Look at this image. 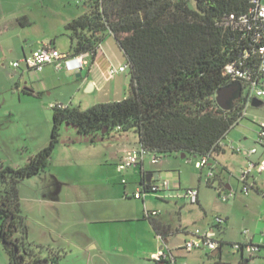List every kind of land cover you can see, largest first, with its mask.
<instances>
[{
  "label": "trees",
  "instance_id": "1",
  "mask_svg": "<svg viewBox=\"0 0 264 264\" xmlns=\"http://www.w3.org/2000/svg\"><path fill=\"white\" fill-rule=\"evenodd\" d=\"M83 2L84 12L64 27L70 41V54L66 56L87 54L93 59L101 43L111 35L128 64L126 97L86 110L52 106L48 145L30 156L23 167H0V242L8 264H58L62 258V251L28 240L18 194L22 181L48 167L62 125L73 127L81 135L133 131L138 136L137 149L158 159L183 154L209 160L223 152L222 141L243 118L249 90L259 77L258 49L264 45V21L254 17L253 0ZM230 65L244 73L246 79L238 80L241 98L232 109L223 110L215 98L217 90L234 81L233 75L225 73ZM23 94L33 96L25 90ZM149 185L146 182L144 187L148 189ZM206 185L211 186L208 181ZM254 190L264 198V190ZM146 219L163 242L177 232L155 218ZM225 223L224 219L214 222L211 229L221 233ZM217 240L216 256L206 253L215 259L211 264H231L221 260L225 243L218 237ZM238 246V253L246 246L255 249L248 258L241 256L237 264H248L264 247L251 243ZM41 253L46 258H41Z\"/></svg>",
  "mask_w": 264,
  "mask_h": 264
},
{
  "label": "rangeland",
  "instance_id": "2",
  "mask_svg": "<svg viewBox=\"0 0 264 264\" xmlns=\"http://www.w3.org/2000/svg\"><path fill=\"white\" fill-rule=\"evenodd\" d=\"M75 4V0H0V27L16 25V17L18 16H27L30 19L36 17L40 24L53 22L58 19L60 13L68 9L67 7H76ZM78 7L82 9V4ZM0 40L2 39L0 38ZM56 44L59 52H69L70 41L65 32L56 37ZM14 61L16 60L12 58L11 53L1 46L0 167L20 168L28 162L30 156L48 145L52 113L49 105H47L51 97L47 95L48 91L43 88L35 91L38 88V83H36V87L35 85L32 87L27 74L22 77L20 69L12 67ZM21 68H24V65L21 64ZM125 74L129 79V69ZM25 82H28V85H25ZM58 88H56L55 93L59 91L58 94L65 98L69 96L71 88L68 86H59ZM24 90H34L37 95L39 94V97L26 96L23 94ZM257 100L261 104L252 106L251 102H248L243 118L223 139L222 142L225 145L223 152L209 158L208 163L214 174L210 187L206 185L209 167H204L201 170L195 168V163L201 159L200 157L190 155L185 158L176 155L164 156L160 162L153 164L152 156L144 155L145 159L143 160L147 171L158 174L160 179H166L172 185L178 182L177 176H180L181 188L162 194V197L167 193L172 194L171 196L174 195V197L163 202L155 194L144 196L148 210H158L162 218H169L176 226L177 232L169 237L167 244L171 250V255L176 259L175 264H211L215 261L202 250L186 252L180 246L189 236L183 232H193L196 229L204 231L214 224L216 218L226 220L221 233L216 229L217 237L225 243L221 253L222 261L231 264H237L239 261L241 254L233 253L232 244L250 242L247 241V238L252 237L254 244L259 243L260 233L264 232V198L254 188L264 190V172L258 173L256 169L252 170L251 177L245 182L247 186L254 187L249 188L248 195L244 192L245 184L240 178L242 171L249 162L256 165L264 159V147L258 142L259 126L264 124V97L257 98ZM84 105L85 103H83ZM138 144V136L133 131L117 132L112 130L108 133L101 131L95 134L81 135L73 127L62 125L59 141L53 150L46 170L52 172L60 170L63 162L71 165L67 168L71 171L100 172L104 169L111 170L114 169L115 159L119 160L118 156L123 155L122 158L125 157L127 153L125 150L137 149ZM253 149L256 150V153L249 154ZM99 164L103 165L99 166ZM124 173L129 182L132 183L131 186H133L134 191L139 182L138 170L135 178L136 186L133 185L134 181L129 177L130 171ZM47 178L37 176L34 180L21 184L22 196L29 199L34 194V189L42 185V179L48 180ZM220 181L227 182L231 189L229 192L234 195L227 202L221 200L220 194H224L226 191L219 187ZM189 186L198 189L199 203L191 204L187 199L181 197ZM136 202L142 207L140 200ZM36 208L38 210L39 206L36 205ZM33 219L40 223L35 215ZM36 222L34 227L39 230ZM93 226L99 229L105 228L104 225L99 224ZM34 227L31 229L33 230ZM121 229L124 230V234L127 231L130 234L132 231L127 226L121 227ZM145 233L146 230L143 232L142 229L133 233L134 238H136L131 241L132 247L138 245L142 251L141 246L145 244L140 240L145 237ZM137 234L140 237L137 238ZM49 237L54 238L55 236ZM31 239L33 240L32 236ZM31 239L29 237V241ZM137 241L140 242L137 243ZM2 249L0 243L1 257L3 255L6 258ZM73 255L74 257L78 256L76 252ZM248 255L247 252H244L245 258H248ZM106 257L113 259L114 262L116 259L117 261L120 260V264L127 263L125 258ZM142 259L144 261L142 264H155L149 257ZM67 261L69 264L70 262L71 264H86L85 257L68 258ZM133 262L138 263V260H133ZM165 264L172 263L166 262ZM248 264H264V247H261L260 252L256 253Z\"/></svg>",
  "mask_w": 264,
  "mask_h": 264
},
{
  "label": "crops",
  "instance_id": "3",
  "mask_svg": "<svg viewBox=\"0 0 264 264\" xmlns=\"http://www.w3.org/2000/svg\"><path fill=\"white\" fill-rule=\"evenodd\" d=\"M75 3L76 7H67L68 9L60 13L58 19L53 22L49 21L40 24L36 17L33 19L27 16L16 17V25L0 27V38L2 39L0 40V47H5L16 61L43 47L57 50L56 37L63 34L64 27L68 22L80 16L85 10L83 0H75ZM80 4H82V9L78 7ZM60 53L63 55L70 54V52ZM84 62L85 65L80 71H72L64 66L56 68L54 65H46L40 71H30L25 67L21 68V65L18 69H20L22 77L27 74L28 81L32 84V87L34 85L36 87V83H38V88L35 91H39L42 88L48 91L47 95L51 96L50 101L47 102L49 108L53 105H62L63 107L72 106L80 110H86L97 104L118 102L126 97L129 84L128 76L125 74L127 70L113 75L109 72L111 68H118L127 63L123 52L111 35L107 36L101 43L93 59L90 55H84ZM32 75L34 76L33 78ZM25 85H28V82H25ZM59 86L71 88L67 98L61 94L59 95V91L55 93L56 88ZM25 91L32 93L33 98L39 97V94L37 95L34 90ZM83 103H85L84 106ZM131 150H125L127 153L123 158V155L118 156L119 160L115 159L114 169L111 170L104 169L100 172L90 170L71 171L67 169L71 165L65 162L63 164L61 162L62 168L60 170L52 172L45 169L43 173L37 176H41V178L49 177L47 178L48 180L42 179V185L34 189V194L29 199L26 196H22L21 184L30 182L37 176L22 181L18 186V194L22 215L25 217L28 227V240L32 236L33 240L31 239L30 242L34 245L37 244L62 251L63 255L58 264H69L68 258L82 257L86 258V264H120V260L117 261L116 259L114 262L113 259L106 256L125 258L127 259L126 264H142L144 263L142 259L144 257L152 259L160 249L161 243L155 235L150 222L145 218L146 211L157 212L158 215L155 219L161 224L169 225L173 230L176 229V226L173 225L169 218H162L158 210H148L145 204L146 198H133V195L140 187V183L146 182L147 175H150V181L147 183H152L159 176L152 171H147L144 160L140 161L142 166H134L122 172L118 171L117 165L126 159ZM102 165L99 164V166ZM206 167L210 168V164L208 163ZM137 170L139 172L138 185L135 180ZM126 171H130L129 177L134 181L133 185H137L134 191L133 186H131L132 183L129 182L127 175L125 176L124 172ZM177 177L178 182L172 184L171 190L167 192H173L181 188L180 176L178 175ZM250 177L251 174L247 179ZM211 180L213 179H208L206 175V182L208 181L212 184ZM219 187L226 191L225 193H231L227 182L220 181ZM249 188L250 186L245 184L246 190L244 192L246 195H248ZM187 189H195V187L189 186ZM196 190L198 191V189ZM171 195L167 193V195L159 197V199L164 202L166 199L174 197V195ZM137 200L141 201L142 207L136 202ZM197 203H199V191ZM36 205L39 206L38 210ZM34 215L40 223L33 219ZM35 222L39 230L35 229ZM96 224L104 225L105 228L94 227L93 225ZM124 226L132 230L130 234L128 231L124 234V230L121 229ZM32 227H34L33 230L31 229ZM141 229L143 232L146 230L145 237L140 240L145 244L140 245L142 251L138 248V245L132 247L131 243L134 238L133 233ZM208 229H211V226L206 230ZM183 233L186 236L189 235L184 240L186 241L192 237L193 232L186 231ZM260 234L261 239L255 245H264V232ZM138 237H140L139 234H137ZM247 239L250 242L244 241L241 244H254L253 237ZM168 240L169 237L162 242L168 258L165 262L159 264H165L166 262L175 264L176 262L175 257L171 255V250L167 246ZM140 241H137V243ZM183 244L180 246L182 249ZM232 249L233 253H238L233 247ZM75 252L78 256L74 257L73 254ZM204 252L209 253L207 251ZM244 252L249 254L247 250L243 249L240 252L241 256H244ZM3 254H5L6 258L3 255L1 257L0 254V264H8L6 253L4 252ZM210 255L213 256L211 253ZM40 256L43 259L46 258L45 253ZM136 259L138 263L133 262Z\"/></svg>",
  "mask_w": 264,
  "mask_h": 264
},
{
  "label": "built area",
  "instance_id": "4",
  "mask_svg": "<svg viewBox=\"0 0 264 264\" xmlns=\"http://www.w3.org/2000/svg\"><path fill=\"white\" fill-rule=\"evenodd\" d=\"M253 3L255 4L254 17L257 20L264 21V3L261 2V0H253ZM229 18L233 19V16L231 15ZM258 53L260 56V61L258 65L259 77L257 81L253 82L251 85V88L248 93L249 94L248 101L252 99L264 97V45L259 47ZM21 64L24 65V67L30 71H40L46 65H54L56 68H61L62 66H64L72 71H80L83 69L85 62H84V54H79L73 57H67L66 55L61 54L58 50L54 48L43 47L41 49L32 52L30 55L23 57L21 60L17 62H13L12 67L19 68ZM126 70H128L127 63L121 65L118 68H111L109 72L111 75H113L115 73L124 72ZM225 73L229 75H233L234 77L233 82H239L238 81L239 79H246L245 74L234 69L232 65L226 67ZM57 106H62V105H57ZM243 113H242V117L244 115ZM258 142L259 144H264V124L259 126ZM253 153H255V149H253L249 154H253ZM145 154L146 153L138 149L131 150L128 153L126 159L117 165L118 171L122 172L128 168L137 166V164L144 159ZM157 162H160V159L152 157V163L156 164ZM208 162H209L208 158L206 157L201 158L198 162L195 163V168L202 169L208 165ZM254 169H256L258 173H263L264 159L261 160L256 165H254L251 162L248 163L246 168L242 171L240 177L241 180L244 182V184H246L245 183L246 179ZM207 177L208 179L214 178V174L210 169L207 174ZM145 184L146 182H143V186H140L138 188L136 193L133 195L134 199H140L147 194H155L158 197H162V194L164 192L171 190V183L168 180L160 179L159 177L157 180H154L152 181V183H150L148 189L144 187ZM220 195L222 202H227L229 199H231L234 196L232 193H224ZM183 197H185L191 204H197L198 191L196 189H186L184 191ZM157 215L158 213L155 211H151V212L146 211L145 218H156ZM221 221L222 219L220 218L215 219V223H220ZM157 237L159 238V241L161 243V249H159L156 252V254L152 257V259L154 262L165 261L168 258V255L167 252L164 250V244H162L163 241L159 236ZM263 238H264V234H263ZM218 248H219V241L217 240L216 232L214 231V229H208L205 231H200L196 229L195 231H193L192 237L184 241L183 244V249L187 252L199 251V250L212 252V251H216ZM233 248L236 251H238L239 250L238 244H235ZM243 249L247 250L250 255L255 248L252 246H246Z\"/></svg>",
  "mask_w": 264,
  "mask_h": 264
},
{
  "label": "water",
  "instance_id": "5",
  "mask_svg": "<svg viewBox=\"0 0 264 264\" xmlns=\"http://www.w3.org/2000/svg\"><path fill=\"white\" fill-rule=\"evenodd\" d=\"M242 96V86L239 82H233L225 87L220 88L216 92V103L223 110H230L234 106V102L240 99ZM261 102L257 99L251 101L252 106H259ZM181 158H184L185 155H181ZM150 181V175H147L146 182ZM161 249V247H160ZM218 251H214L211 254L214 256Z\"/></svg>",
  "mask_w": 264,
  "mask_h": 264
},
{
  "label": "clouds",
  "instance_id": "6",
  "mask_svg": "<svg viewBox=\"0 0 264 264\" xmlns=\"http://www.w3.org/2000/svg\"><path fill=\"white\" fill-rule=\"evenodd\" d=\"M217 251V250H216ZM212 252H214V251H212ZM212 252H210V253H212ZM154 262V261H153Z\"/></svg>",
  "mask_w": 264,
  "mask_h": 264
}]
</instances>
